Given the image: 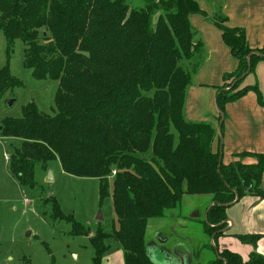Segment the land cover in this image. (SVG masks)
Returning a JSON list of instances; mask_svg holds the SVG:
<instances>
[{
  "label": "trees",
  "instance_id": "trees-1",
  "mask_svg": "<svg viewBox=\"0 0 264 264\" xmlns=\"http://www.w3.org/2000/svg\"><path fill=\"white\" fill-rule=\"evenodd\" d=\"M141 1L130 8L128 0H0L8 56L0 69V98L20 84L9 71L16 41L22 43L23 67L31 78L58 84L54 115L31 104L19 118L2 120V137L21 141L8 159L9 171L30 189L35 168L56 160L67 175L98 180L99 205L111 199L118 230L109 234L99 227L89 239L93 264H102L108 240L123 250L124 264H155L144 245L146 223L176 208L185 195L211 196L205 233L214 240L224 235L229 207L245 196L264 200V155L241 153L237 157L256 163L224 165L221 149L212 151L215 129L183 116L192 81L178 62L200 51L189 17L204 12L194 0ZM214 24L237 61L235 71L222 77L230 85L215 95L222 120L225 106L251 91L264 105L256 87L240 88L264 62V44L253 50L244 30ZM61 217L71 224L72 235L88 236L72 216ZM237 239L255 245L260 236ZM207 264H264V256L251 253L243 261L216 250Z\"/></svg>",
  "mask_w": 264,
  "mask_h": 264
},
{
  "label": "rangeland",
  "instance_id": "rangeland-1",
  "mask_svg": "<svg viewBox=\"0 0 264 264\" xmlns=\"http://www.w3.org/2000/svg\"><path fill=\"white\" fill-rule=\"evenodd\" d=\"M128 2L130 8L142 5L141 0ZM6 47V40L0 31V69L6 65L8 59ZM192 60L178 62V66L190 75L191 81L194 72L188 67ZM9 71L20 84L0 98V126L5 118H19L22 109L31 104L42 114L54 115V97L58 84L31 78L30 71L23 67V46L20 41L15 42L12 53L9 54ZM230 83L229 79L222 86L228 88ZM249 93L256 96L252 91ZM9 101H12L10 106ZM212 108L213 114L206 113L204 120L191 123H206L215 129L212 151L213 144L216 143L217 148L213 151L216 152L219 142H216V138L221 120L214 102ZM20 147L19 139H7L0 134V264H93L94 251L89 239L99 227L109 234L118 230L111 199H106L100 206L98 180L67 175L61 170L57 160L45 167L35 168L32 189L19 184L9 171L8 159ZM48 171L52 173V181H47ZM112 178L108 177L110 192ZM263 178L264 176L261 187L264 189ZM210 198L209 195H185L180 204L166 211L163 217L148 220L144 245L151 239V232L147 229L149 223L156 228L161 226L164 234L170 237V243L164 248L171 249L172 243L183 238V246L193 254L192 258H187L188 264H207L212 261L216 255L212 244L213 237L205 233L206 224L203 218ZM53 201L58 205V211L52 210ZM61 216H72L82 225L84 231L89 230L88 236L72 235L71 224L62 220ZM188 216L190 220H186ZM105 244L114 247L112 240ZM178 251L186 252L183 249Z\"/></svg>",
  "mask_w": 264,
  "mask_h": 264
},
{
  "label": "crops",
  "instance_id": "crops-1",
  "mask_svg": "<svg viewBox=\"0 0 264 264\" xmlns=\"http://www.w3.org/2000/svg\"><path fill=\"white\" fill-rule=\"evenodd\" d=\"M194 1L204 15H191L189 22L194 42H201L202 47L188 67L194 73L192 84L186 93L183 112L187 121L200 122L204 120L206 113L213 114L212 105L213 102L215 104L217 89L225 83L223 75L234 72L237 67V61L223 43L221 33L214 23L222 21L228 28L244 30L249 47L253 50L260 49L264 44V0ZM246 86L256 87L258 95L264 101L263 61L258 62L254 71L244 78L240 88ZM256 97L253 93H248L226 107V116L218 126L216 138L224 165L234 162L243 165L256 163V159L252 157H237L241 153L264 155V105H259ZM216 148L214 143L213 151ZM211 205L210 198L204 211V222ZM226 215L224 235L212 240L215 252L227 250L237 254L243 261H247L251 253L264 256V200L245 196L229 207ZM192 217L195 218L194 215ZM190 219V216L186 218ZM160 227L150 226L149 223L147 225L149 233L151 232V239L145 244L149 258L155 264H188L187 258H192L193 254L183 246V238L172 243L171 249L164 248L170 243V237ZM239 235L260 236V239L255 245H247L237 239ZM111 246L104 255L102 264H124L123 250L116 244ZM179 249L186 252L181 253Z\"/></svg>",
  "mask_w": 264,
  "mask_h": 264
},
{
  "label": "water",
  "instance_id": "water-1",
  "mask_svg": "<svg viewBox=\"0 0 264 264\" xmlns=\"http://www.w3.org/2000/svg\"><path fill=\"white\" fill-rule=\"evenodd\" d=\"M12 104V101H9L8 102V105L10 106ZM47 181H52V173H51V171H48V173H47ZM100 220H101V217H100ZM27 235H29V234H27Z\"/></svg>",
  "mask_w": 264,
  "mask_h": 264
},
{
  "label": "built area",
  "instance_id": "built-area-1",
  "mask_svg": "<svg viewBox=\"0 0 264 264\" xmlns=\"http://www.w3.org/2000/svg\"><path fill=\"white\" fill-rule=\"evenodd\" d=\"M116 174L115 170L111 172V178Z\"/></svg>",
  "mask_w": 264,
  "mask_h": 264
}]
</instances>
